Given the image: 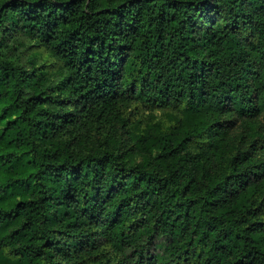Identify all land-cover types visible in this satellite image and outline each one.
<instances>
[{"label": "trees", "instance_id": "obj_1", "mask_svg": "<svg viewBox=\"0 0 264 264\" xmlns=\"http://www.w3.org/2000/svg\"><path fill=\"white\" fill-rule=\"evenodd\" d=\"M0 264H264V0H0Z\"/></svg>", "mask_w": 264, "mask_h": 264}, {"label": "rangeland", "instance_id": "obj_2", "mask_svg": "<svg viewBox=\"0 0 264 264\" xmlns=\"http://www.w3.org/2000/svg\"><path fill=\"white\" fill-rule=\"evenodd\" d=\"M146 113V121H155V122H159L160 124H166V123H174L175 121H177L179 119L178 114H172V118L170 117V115L168 113H163L161 111H151L150 109L145 110ZM138 159H140V157H138ZM159 242H165L164 238H159L158 239Z\"/></svg>", "mask_w": 264, "mask_h": 264}]
</instances>
